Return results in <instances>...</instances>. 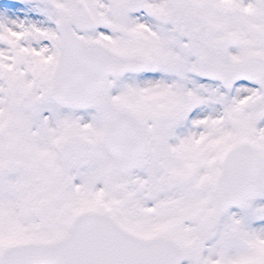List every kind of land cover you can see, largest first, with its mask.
<instances>
[{"label": "snow or ice", "instance_id": "1", "mask_svg": "<svg viewBox=\"0 0 264 264\" xmlns=\"http://www.w3.org/2000/svg\"><path fill=\"white\" fill-rule=\"evenodd\" d=\"M0 264H264V0H0Z\"/></svg>", "mask_w": 264, "mask_h": 264}]
</instances>
